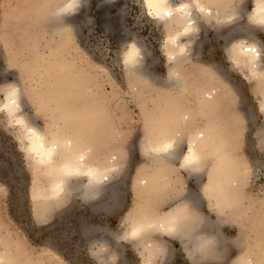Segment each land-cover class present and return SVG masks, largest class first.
Wrapping results in <instances>:
<instances>
[{"label":"rangeland","instance_id":"rangeland-1","mask_svg":"<svg viewBox=\"0 0 264 264\" xmlns=\"http://www.w3.org/2000/svg\"><path fill=\"white\" fill-rule=\"evenodd\" d=\"M64 1L0 0V248L22 245L20 264H142L143 244L127 238L130 221L150 202L162 216L190 193L199 203L194 211L219 220L229 243L217 258H204L170 236L166 264H264V80L234 59L243 40L264 58L257 0H205L216 13L220 5L226 14L239 11L238 18L201 23L180 64L185 90L171 84L168 35L176 29L153 18L144 0H82L61 19L55 11ZM133 42L143 52V75L125 64ZM16 88L22 124L3 104ZM30 126L50 140L60 132L78 139L94 164L118 154L111 187L91 197L72 190L48 205L44 189L56 175L30 151ZM167 129L181 138L200 130L214 135L200 181L179 160L159 161L149 150ZM217 147L230 148L240 163L231 205H220L210 188ZM104 240L113 251L107 259L98 253Z\"/></svg>","mask_w":264,"mask_h":264},{"label":"bare ground","instance_id":"bare-ground-1","mask_svg":"<svg viewBox=\"0 0 264 264\" xmlns=\"http://www.w3.org/2000/svg\"><path fill=\"white\" fill-rule=\"evenodd\" d=\"M144 1L153 18L164 24L169 32L174 28L176 29L174 33L168 35L169 54L173 61L171 84L185 90L187 87L186 79L180 73V64L182 61L188 60L190 47L196 39L199 29H201V23L209 22V20H217L219 23L231 22L238 18L239 11L226 14L225 7L220 5L221 9L216 13L205 0H181L179 3H175L174 0ZM81 4L82 0H65L57 7L55 14L64 19L65 15L76 13L82 6ZM254 16L264 24V0L256 1ZM235 46V58L233 57L235 63L247 70L254 79L264 80V58L261 48L252 41L245 43L244 40L237 42ZM142 54L139 45L133 42L124 60L130 71L139 72L143 75L146 73V71L144 72L146 69L143 66ZM6 96V101H3V104H5L7 111L17 118L15 119L17 122L25 123L26 118L18 113L20 106L18 88L11 90ZM213 100L215 102L214 98ZM262 107L264 108V100ZM210 129L212 130V128ZM211 134V132L209 134V132L200 130L196 133H186L181 138L182 133L179 131L174 133L171 129L163 130L157 136L159 141L151 145L149 150L159 161L175 163L179 160L183 168L200 181L210 164L206 158L214 137ZM26 135L28 147L36 156L37 161L56 175L54 180L51 179L52 182L44 189V197L48 205L60 201L72 190L82 189L86 196H98L113 182L120 160L118 154L113 155L109 161L105 160L94 164L90 151L84 149V145L80 144L78 139H74V137H65L60 132L50 140L46 136L47 134L45 135L34 126L28 127ZM81 139L84 138L81 137ZM186 141L189 142L188 147L182 151V146ZM229 149L226 151L223 147L215 149L219 156L215 169L210 175V188L220 198V205L222 203L232 204L233 195L238 186L235 176L240 168V163L238 157ZM82 179L85 181L80 183ZM142 182L146 184V187L151 186L146 178ZM152 206L150 202L146 207H143L142 211L137 213L135 220L130 221L131 228L127 233L128 239L143 244L146 259L142 264H166L163 257L167 252L168 237L170 236L179 235L185 247L190 250L191 255L198 254L204 258L205 255L213 257V259L217 258L216 256L221 254L225 245L229 243L223 234L219 220H213L209 217L202 218L194 211L193 208L199 209V203L193 194L186 193L182 204L162 216H156V211ZM217 212L220 217H224L219 206ZM1 242L3 241L0 240ZM15 246H12L15 249L11 247L9 249H7L8 247L0 248V264H20L17 255L23 251L22 245L15 243ZM98 253L102 259L113 256V251L109 250V244L106 240L102 242ZM4 254L8 255L5 256Z\"/></svg>","mask_w":264,"mask_h":264}]
</instances>
